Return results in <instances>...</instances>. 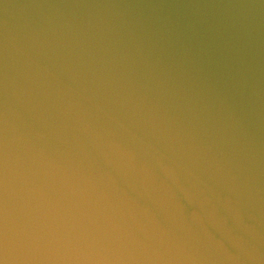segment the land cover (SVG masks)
<instances>
[{
  "label": "water",
  "instance_id": "obj_1",
  "mask_svg": "<svg viewBox=\"0 0 264 264\" xmlns=\"http://www.w3.org/2000/svg\"><path fill=\"white\" fill-rule=\"evenodd\" d=\"M0 264H264V0H0Z\"/></svg>",
  "mask_w": 264,
  "mask_h": 264
}]
</instances>
